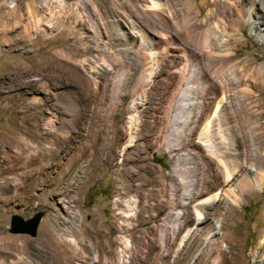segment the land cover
Returning <instances> with one entry per match:
<instances>
[{
    "label": "rangeland",
    "instance_id": "obj_1",
    "mask_svg": "<svg viewBox=\"0 0 264 264\" xmlns=\"http://www.w3.org/2000/svg\"><path fill=\"white\" fill-rule=\"evenodd\" d=\"M203 1L201 31L226 23L217 10L228 7L225 0ZM178 2L171 29L184 47L190 42L177 23ZM146 15L128 0H0V264H264V185L237 188L238 202L227 192L205 202L211 222L203 224L202 199H185L182 187L184 173L196 184L201 156L207 169L216 167L204 141L209 123L215 136L230 128L236 153L227 150V161L233 155L264 173L262 82L243 94L242 86L226 89L230 103L216 114L206 105L180 109L169 70L178 45L168 39L160 50L158 21ZM128 16L148 44L133 40ZM232 20L228 66L236 65L243 83L264 67V40L246 14ZM77 108L83 115L75 117ZM30 182L25 194L21 185ZM176 213L193 223L177 226ZM36 214L35 236L12 231L13 216Z\"/></svg>",
    "mask_w": 264,
    "mask_h": 264
},
{
    "label": "bare ground",
    "instance_id": "obj_2",
    "mask_svg": "<svg viewBox=\"0 0 264 264\" xmlns=\"http://www.w3.org/2000/svg\"><path fill=\"white\" fill-rule=\"evenodd\" d=\"M139 1L143 3L146 2V4L144 3L142 5H138L137 3ZM184 1L180 0V2H182V8L179 16L177 17V23H179L181 25V28L185 31L187 39L190 43H188L189 45H185L184 47H182L178 45L182 44L179 41V37H177L176 33L173 32L174 30L171 29V25H173L171 24V17H176L175 14L179 3L178 0H128V2L134 4L140 14H150L152 15L151 17L155 18L158 21L161 30L158 38V48L160 50H163L165 48L164 45L165 43H167L168 39H172L174 43H176L175 45H178L175 51L171 53V63L169 61V63L171 64V66L169 65V70L171 69L175 71L176 73L174 74L177 78L175 85L172 86L174 95L182 94L181 99L178 97L179 103L177 107H179L180 109L184 107L190 110L201 109L205 105L208 108L212 106L216 114L218 110L224 108L227 103H230L225 92L226 89L234 88L235 90L241 88L242 86L239 92L243 94L244 90H247L250 87L256 85V80H261L262 84L256 85V88L259 90H263L264 67L257 66L253 68L252 71H250V68H248V65H246V63L242 68L245 71L249 70L250 73H247L244 76V78H246H243L244 82L241 83L242 76L237 74L236 65L228 66V64L232 62V58L231 56H229V52H233L234 50V48L230 46V41L236 35L229 30L230 24L233 21L232 18L234 14H236L239 18L244 17L246 14L250 24L253 26V30L264 40V5L261 0H252L250 6H244L242 0H225L228 5V10L218 3L217 10L226 23H222L221 20H216V22L207 26L204 31L200 30L202 26L207 25L206 20L204 21L201 19V9L202 3L204 1L194 0L193 2L189 3V5ZM147 2L150 3L147 4ZM127 18H129V26L127 27L128 32L132 35L131 37L133 38V40L138 41L139 39H142L143 43L141 44H148L149 39L145 36H141V33L143 31L141 29V26L136 23L134 18H130L129 16ZM168 35H170L172 38H169ZM147 47L151 49L149 45ZM164 51L165 50H163V52ZM136 54L137 58L141 59V54L139 52H137ZM143 66L144 64L141 66L142 69ZM166 72L163 68L162 75L166 76ZM224 78L228 80L227 84L225 85L224 83L222 84L221 81ZM249 80L251 81L250 84L248 82ZM193 92L195 93L194 96H192ZM205 94L212 96L208 98L206 104L202 100V96ZM82 111V108H77V111H74L75 117L80 116L81 114L83 115ZM214 125L215 124L213 123H209L205 128L206 137L204 141L209 152L216 157V167L207 169V162L204 160L203 156H201V165H199L198 167L196 184H194V181L188 174L184 173L182 175V187L187 188L184 198L189 200L190 198H194L196 196L199 197V199H202L197 204V209L198 211H200L201 216H203V218H199L201 219L199 220L200 224L211 222V216H208L209 211H207L206 207L204 206L205 202H214L221 199L220 194H223L224 192H227L230 195L227 198L228 200L238 202V195L235 193L237 188L239 190H242L243 192L249 188H257L264 185V173L261 168H257L254 162H251V164H247L244 161L242 163L238 160H235V157L233 155L231 157V160L227 161V150H230L232 148L233 153H236V150L234 148L235 140L232 138V133L229 127L219 129L217 136H215L213 130ZM182 148L183 143L177 144L175 147V149L177 150H181ZM27 157H29V155H27ZM251 158H253V161L254 154L251 155ZM38 162L40 161L38 160ZM73 164L74 166H77L76 162H74ZM8 166L9 171L11 173H14V165L9 162ZM57 166L59 168L62 167L61 164H57ZM238 177L246 179L247 182L251 183L252 185L250 184L251 186L248 185L246 186V188H244L243 185L239 182L240 180L238 181ZM7 182L11 184L13 180L11 178H8ZM239 184L241 185L239 186ZM21 187L25 194H31V189L35 187V184L34 182L25 183V185H21ZM214 190L217 192L212 193ZM134 204L135 202L131 203L130 201H127L128 207H132L134 206ZM172 221L175 222L177 226H181L183 224L191 225L193 223L191 217H185V215L182 216L180 215V213H176V215L172 218ZM215 235L218 238L220 233L217 231ZM162 238V245L164 246L168 240V236L165 231H163ZM262 243L263 241H261L260 245L256 247L255 254L257 256ZM124 244L126 251H129L130 242L128 241V239H124ZM22 249H25V247L23 246Z\"/></svg>",
    "mask_w": 264,
    "mask_h": 264
},
{
    "label": "water",
    "instance_id": "obj_3",
    "mask_svg": "<svg viewBox=\"0 0 264 264\" xmlns=\"http://www.w3.org/2000/svg\"><path fill=\"white\" fill-rule=\"evenodd\" d=\"M40 220L41 217L39 214H36L29 219L15 215L12 219V231L14 233H26L35 236L38 231Z\"/></svg>",
    "mask_w": 264,
    "mask_h": 264
}]
</instances>
